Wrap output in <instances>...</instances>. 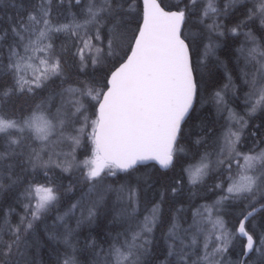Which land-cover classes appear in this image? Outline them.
I'll use <instances>...</instances> for the list:
<instances>
[{
	"label": "snow or ice",
	"instance_id": "obj_1",
	"mask_svg": "<svg viewBox=\"0 0 264 264\" xmlns=\"http://www.w3.org/2000/svg\"><path fill=\"white\" fill-rule=\"evenodd\" d=\"M44 251L264 264V0H0V264Z\"/></svg>",
	"mask_w": 264,
	"mask_h": 264
},
{
	"label": "trees",
	"instance_id": "obj_2",
	"mask_svg": "<svg viewBox=\"0 0 264 264\" xmlns=\"http://www.w3.org/2000/svg\"><path fill=\"white\" fill-rule=\"evenodd\" d=\"M59 42L60 41H57V43H59ZM229 43L231 44V41H229ZM220 55H221V60L224 61V64L218 65L214 68V70H213V72H214V74H213L214 83H211L208 86L207 92L205 93V97H206V99L209 98L212 92H214L220 88H223L224 85L228 83V79H227V76L225 75V73L229 72L232 74V78L237 85L236 92L239 93V95L237 93V97L235 99V101H236L235 105L237 106L238 109L241 110V105L238 104V102L240 103V102H242V100H244V98H242V96H244V93L247 91V89L242 85V83L239 79V69L236 66L234 58H230V56L226 52H221ZM241 91H242V94H241ZM235 101L232 100V103L233 102L235 103ZM201 113L203 114L206 123L212 122V121L215 122V124H214L215 132L217 135H219L220 131H222L221 127L224 125V119H225V117H223L224 114H218L217 113V110H216L215 106L212 104V102L210 101V99L208 100L206 106H203L201 108ZM254 123H256V121H254ZM202 150L203 149H201V151ZM190 160H191V158L187 157V158L182 159L181 163L183 165H185L187 163V161H190ZM174 172L179 173L180 172V166H177L176 169L174 170ZM168 175H173V172L169 171ZM67 182H68L67 180L64 181L65 184ZM205 194H206V192H201L200 197L206 196ZM208 194L210 195V197H212L211 193H208ZM186 195H187V193H186ZM229 219H231V218H229ZM49 223H50V221H49ZM43 260H44V264H54V262L49 259V255H48L47 251L43 252Z\"/></svg>",
	"mask_w": 264,
	"mask_h": 264
},
{
	"label": "rangeland",
	"instance_id": "obj_3",
	"mask_svg": "<svg viewBox=\"0 0 264 264\" xmlns=\"http://www.w3.org/2000/svg\"><path fill=\"white\" fill-rule=\"evenodd\" d=\"M241 39H242V37H241ZM246 89H247V88H246ZM229 93H231V91L228 92V99H230V100H229L230 107L234 108L236 111H238V113H241V114H242V113L244 112V101L242 100V102H240V103L238 102V104L241 105V110L238 109L237 106L235 105V104H236L235 99H236V97H237V92H236V95H235L234 98H233V96H232V93H231V94H229ZM231 97H232V98H231ZM243 98H244V96H243ZM232 100L235 101V104L232 103ZM206 104H207V103H204L203 106H206ZM238 104H237V105H238ZM203 106H202V107H203ZM239 110H240V111H239ZM226 114H227V113H224V117L227 116ZM225 119H226V117H225ZM255 121H256V123H259V120H255ZM224 124H225V120H224ZM223 126H224V125H223ZM223 126H222V128H223ZM245 150H246V149H245ZM190 158H191V157H190ZM193 162H194V161L191 159L190 161H187V163H186L184 166H187L188 163H193ZM205 195H206V196H204V197H207V198L209 197L208 199H210V200H211V199H214V198H213V197H214L213 194H212V197H210V195H209L208 193H206ZM199 197H200V196H199ZM199 197L196 198V201H195V202L203 203V202H204L203 199H201V198H199Z\"/></svg>",
	"mask_w": 264,
	"mask_h": 264
},
{
	"label": "bare ground",
	"instance_id": "obj_4",
	"mask_svg": "<svg viewBox=\"0 0 264 264\" xmlns=\"http://www.w3.org/2000/svg\"><path fill=\"white\" fill-rule=\"evenodd\" d=\"M243 89V88H242ZM241 90V89H240ZM230 92V91H229ZM232 93V92H231ZM231 93H229V94H231ZM238 93V92H237ZM244 93V92H243ZM241 94H242V91H241ZM238 95H239V93H238ZM233 96V95H232ZM232 98V97H231ZM234 98V97H233ZM242 98H243V96H242ZM230 100V99H229ZM244 101V100H243ZM234 103V102H233ZM235 104V103H234ZM229 106H230V104H229ZM232 108V107H231ZM240 111V110H239ZM238 112V111H237ZM224 114V113H223ZM227 115V114H226ZM222 116V115H221ZM224 117V116H223ZM226 117V116H225ZM225 120V119H224ZM223 121V120H222ZM221 121V122H222ZM219 123V122H218ZM221 124V123H220ZM222 128V127H221ZM219 129V128H218ZM223 129V128H222ZM200 198V197H199ZM209 198V197H208ZM214 198V197H213ZM210 200V199H209ZM50 223H51V221H50Z\"/></svg>",
	"mask_w": 264,
	"mask_h": 264
}]
</instances>
